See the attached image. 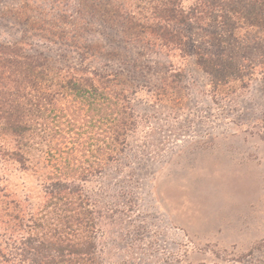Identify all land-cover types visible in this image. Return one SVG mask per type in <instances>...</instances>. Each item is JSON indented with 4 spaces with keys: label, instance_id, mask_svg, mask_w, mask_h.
Masks as SVG:
<instances>
[{
    "label": "rangeland",
    "instance_id": "1",
    "mask_svg": "<svg viewBox=\"0 0 264 264\" xmlns=\"http://www.w3.org/2000/svg\"><path fill=\"white\" fill-rule=\"evenodd\" d=\"M85 1L0 0V44L112 70L131 92L125 148L109 155L111 140L100 136L111 124L88 123L94 113L79 101L69 125L62 100L61 151L45 152L58 139L45 134L27 168L0 152V190L39 214L60 160L97 223L101 264H264V0L210 16L195 15L206 0H178L190 12L175 26L181 40L164 47L125 34L102 14L106 0ZM85 146L104 154L100 171Z\"/></svg>",
    "mask_w": 264,
    "mask_h": 264
},
{
    "label": "trees",
    "instance_id": "2",
    "mask_svg": "<svg viewBox=\"0 0 264 264\" xmlns=\"http://www.w3.org/2000/svg\"><path fill=\"white\" fill-rule=\"evenodd\" d=\"M142 1L106 0L101 11L131 38L144 32L145 37L153 35L163 47L178 43L182 32L175 26L186 21L190 11L183 9L178 0H145L148 6H140ZM242 1L246 0H216L221 4H215L214 0L202 1L196 6L195 15L210 16L228 4L232 5L229 10L237 13ZM149 12L151 16L145 17ZM116 76L109 69H93L83 60L59 64L44 53L24 52L18 43L0 44V152L27 168L36 138L45 134L58 138L54 145H46L45 152L54 154L52 151L56 148L61 151L59 147L65 143L61 101L65 99L70 103L67 109L73 106V101L87 105L94 113L88 121L93 126L111 124L100 136L104 143L106 138L111 140V146H106L110 156L114 151H123L135 118L131 92L116 82ZM68 94L74 98H67ZM81 111V107L69 111V125L78 124ZM52 112L55 114L49 120ZM106 147L98 151L106 152ZM82 151L92 154L89 146ZM101 155L104 154L94 155L97 161L91 165L92 170H101L103 160L98 158ZM60 162L57 173L47 177V201L39 214L26 213L15 198L0 190V229L3 230L0 264H101L94 240L95 218L88 203L81 200L78 186L72 187L63 173V168L70 166H62ZM78 168L74 169L77 173ZM87 170L79 172L80 178L88 176ZM83 223L84 229L80 227Z\"/></svg>",
    "mask_w": 264,
    "mask_h": 264
}]
</instances>
